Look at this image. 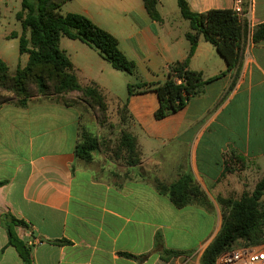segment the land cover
<instances>
[{
    "label": "crops",
    "instance_id": "crops-1",
    "mask_svg": "<svg viewBox=\"0 0 264 264\" xmlns=\"http://www.w3.org/2000/svg\"><path fill=\"white\" fill-rule=\"evenodd\" d=\"M10 1L19 0H0V25L2 4ZM187 1L196 13L234 6V0ZM72 2L75 6H67ZM64 6L69 7L66 14H83L115 36L143 82L165 81L170 66L189 55L190 22L177 0L171 11L157 0L159 20L150 16L144 0H71ZM245 10L242 25L247 24L248 32L240 64L229 70L216 48L201 39L190 69L206 79L220 77L184 109L157 120L156 92L130 97L126 127L142 152L135 166L99 150L89 161L76 155L84 126L78 105L46 99L0 107L1 221L12 216L28 224L17 226L14 234L31 248L33 264H201L222 226L218 198L240 199L264 177V40L251 38L252 30L264 23V0H252ZM22 34L23 27L4 36L7 49L0 50V58L7 65L9 47L16 44L20 53ZM67 39L64 45L60 39V48L83 86L97 84L106 98H121L118 91L126 88L125 99L115 107L118 121V105L137 81L87 44ZM182 175L199 185L208 206L177 208L160 194L158 182L171 184ZM2 223L0 264H25L15 247H6L8 232ZM163 249L187 254L163 260Z\"/></svg>",
    "mask_w": 264,
    "mask_h": 264
},
{
    "label": "trees",
    "instance_id": "trees-1",
    "mask_svg": "<svg viewBox=\"0 0 264 264\" xmlns=\"http://www.w3.org/2000/svg\"><path fill=\"white\" fill-rule=\"evenodd\" d=\"M68 1L71 0H33V2L22 0V11L17 14L23 27L19 48L20 54H27L29 60L26 66H18L15 70H11L0 58V90L6 93L3 95L4 99L0 100V107L7 103L25 107L29 104L30 98L40 96L66 98L70 93L79 92L83 98L94 100L98 108L106 112L109 102L103 91L95 83L83 86L66 52L60 48V39L63 36L79 40L97 51L114 69L132 76L137 81L136 84L128 86L127 100L118 105L119 124L125 128L121 131L118 145L112 146L115 158H123L127 165L135 166L142 161V152L137 139L126 127L129 121L127 113L130 97L149 91L156 92L159 99V108L155 113L157 120H162L184 109L192 97L202 94L209 82L220 77L206 79L202 72L190 69V59L201 39L216 48L227 61L229 70L240 64L242 43L248 32L247 24L243 26L233 10L212 9L204 13H196L191 10L187 0H177L181 15L190 22L191 30L186 34L191 43L189 55L186 60L175 62L170 66L165 81L143 82L136 63L128 59L121 51L115 36L83 14L63 15L60 12L62 6ZM144 3L150 16L159 20L157 0H144ZM251 36L255 43L263 41L264 23L257 25L252 30ZM59 102L68 106L76 105L66 100H59ZM98 149L97 138L81 128L80 140L75 150L76 155L89 161ZM157 189L177 208L194 203L201 206L209 204L204 192L189 175H182L171 184L158 182ZM263 200L264 177L251 193L245 192L240 199L218 198L223 211L222 226L203 253L201 264H215L224 251L236 246L264 244ZM0 222L2 223L1 216ZM10 223L28 228L25 221L12 216L8 222L2 223L7 227L9 238L6 247H15L25 264H33L31 248L14 234ZM239 241H244V244L237 245ZM158 242L161 247V237L158 238ZM160 252L163 260L187 254L166 249ZM127 256L140 259L129 254Z\"/></svg>",
    "mask_w": 264,
    "mask_h": 264
},
{
    "label": "rangeland",
    "instance_id": "rangeland-1",
    "mask_svg": "<svg viewBox=\"0 0 264 264\" xmlns=\"http://www.w3.org/2000/svg\"><path fill=\"white\" fill-rule=\"evenodd\" d=\"M166 10L171 11L170 4L171 2H174L176 4V0H164ZM33 2V0H31ZM76 3H70L67 6H75ZM67 8L69 7H62L60 12L65 15ZM22 10V1H10L8 5L2 4V12H3V18L2 23L0 25V50L4 51L6 48V40L4 39V36L7 35V33L11 31H20L22 29V25L18 22L16 18V14ZM103 27L112 30L111 26H108L106 24H103ZM63 45L64 40H69L67 37L63 36ZM64 47V46H63ZM8 59V65L11 67L12 70H15L18 66H26L28 63V57L26 55H21L17 49V45H14V48L9 47L8 49V55L5 56ZM127 76L131 77L127 74ZM34 92H37L36 89H33ZM118 95H121V98H114L113 96H109L108 102H109V108L105 112L101 111L98 108V104L89 98H83L81 94H76L75 97L70 96V93L66 98H51V97H35L30 98V101L33 100H46V99H52V100H66L68 102L75 103L78 105L81 109L82 113V122H83V129L91 134L94 138H97L99 143V151H101L105 156H107L110 159H115L117 161H121L125 163L126 161L123 160V158H115L113 147L118 145L121 138V129L119 128V120L116 121L115 119V107L116 104L120 100H124L127 94L126 88L123 86L121 91H118ZM6 93L0 90V100L4 99L3 95ZM95 152L93 153V155ZM141 163V162H140ZM165 183V182H161ZM170 184V183H165ZM251 193V192H249ZM228 199H234V198H228ZM237 200V199H234ZM264 201V200H263ZM222 211V209H221ZM9 217V216H8ZM221 220L223 221V211L221 215ZM10 227L14 233H16V227L12 223H10ZM219 233V232H218ZM244 244V241H239L237 245Z\"/></svg>",
    "mask_w": 264,
    "mask_h": 264
},
{
    "label": "built area",
    "instance_id": "built-area-1",
    "mask_svg": "<svg viewBox=\"0 0 264 264\" xmlns=\"http://www.w3.org/2000/svg\"><path fill=\"white\" fill-rule=\"evenodd\" d=\"M252 0H234L233 11L241 24L246 18L245 7L251 8ZM252 38V36H251ZM215 264H264V244L236 246L224 251Z\"/></svg>",
    "mask_w": 264,
    "mask_h": 264
}]
</instances>
